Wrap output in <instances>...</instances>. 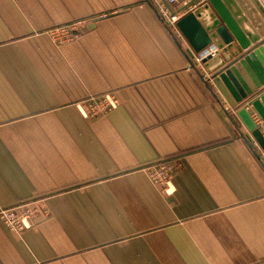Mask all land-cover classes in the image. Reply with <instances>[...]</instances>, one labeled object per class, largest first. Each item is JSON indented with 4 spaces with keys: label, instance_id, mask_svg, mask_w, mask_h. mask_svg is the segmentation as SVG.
I'll use <instances>...</instances> for the list:
<instances>
[{
    "label": "crops",
    "instance_id": "1",
    "mask_svg": "<svg viewBox=\"0 0 264 264\" xmlns=\"http://www.w3.org/2000/svg\"><path fill=\"white\" fill-rule=\"evenodd\" d=\"M217 4L0 0V211H34L21 229L0 217V264H264V150L240 111L264 120L178 44L215 15L188 47L233 22L248 53L264 26L238 18L264 0ZM164 6L183 14L176 30ZM75 22L68 43L45 33ZM110 93L101 115L76 108ZM166 159L168 189L146 170Z\"/></svg>",
    "mask_w": 264,
    "mask_h": 264
},
{
    "label": "water",
    "instance_id": "2",
    "mask_svg": "<svg viewBox=\"0 0 264 264\" xmlns=\"http://www.w3.org/2000/svg\"><path fill=\"white\" fill-rule=\"evenodd\" d=\"M198 1L199 5L194 10L195 15L201 14L208 8V1L212 5H215L216 9L220 8L217 4L219 0ZM225 2H229V0H225ZM229 8H231V5ZM156 13L169 29L166 19L160 16L157 11ZM251 15L256 16L264 26V8L261 4L250 7L238 18V20H240V22H247V18ZM203 23L189 30L187 27L182 29L183 37H185L186 41L183 43L178 42L181 49L192 54V57H194L193 62L196 64L199 62L194 54L198 55V58L202 61L201 72L203 74H210L209 77L207 75L205 76L207 80H210L211 83L215 85L214 90L219 95L221 94L225 97L230 95L237 105H242V103L246 101L255 100L256 96L260 94L261 96L258 99L251 102V106L259 112L264 120V93L262 94L264 91V40L252 47L248 53H241V47L247 48L249 46V41H244V36L233 22H229L227 24L229 29L226 27L221 28L202 43L190 49L188 47L189 44L202 36L203 32L195 37H193V35L201 31L204 26L207 27V30H212L219 24V20L216 19L215 15H212L211 18ZM228 30H230L231 35L228 33ZM262 35H264V33ZM174 37H176V35H174ZM237 43L240 45L236 46ZM231 48L232 50L227 53ZM235 56H237L236 59L232 60ZM219 68H221L220 71L213 74ZM223 96H221L222 99ZM240 115L252 131L255 140L264 150V134L262 128L257 126L246 109L241 110Z\"/></svg>",
    "mask_w": 264,
    "mask_h": 264
},
{
    "label": "built area",
    "instance_id": "3",
    "mask_svg": "<svg viewBox=\"0 0 264 264\" xmlns=\"http://www.w3.org/2000/svg\"><path fill=\"white\" fill-rule=\"evenodd\" d=\"M164 1L166 2V5L171 6L180 2L181 0H164ZM168 6H164V8L160 9L159 13H161L160 15L164 19H166L168 25L170 24L175 29L177 22L182 19L183 14H181V12L170 14ZM82 26H83L82 22H75L67 25L57 26L52 29H48L47 31H45V33L49 35L55 42L64 44L76 39L80 33ZM197 60L199 62L198 65H202L201 59L198 58ZM117 105H118V99L112 96L110 97L108 96L104 102H101L100 104L96 103L92 105L91 109H94L95 112H99V113L107 112L113 108H116ZM258 117L254 119L257 124L261 123L260 118L258 119ZM263 134H264V128H263ZM154 177L162 178V179L166 178V169L161 168L159 174ZM28 213L31 214L30 209H25L22 212H17L15 210H10V209H2L0 211V217L9 227L13 229H21L25 226L24 217L28 215Z\"/></svg>",
    "mask_w": 264,
    "mask_h": 264
},
{
    "label": "rangeland",
    "instance_id": "4",
    "mask_svg": "<svg viewBox=\"0 0 264 264\" xmlns=\"http://www.w3.org/2000/svg\"><path fill=\"white\" fill-rule=\"evenodd\" d=\"M170 27H172V26H170ZM56 44L60 45V43H57V42H56ZM108 96L110 97L111 93L108 94V95L101 96V97H92L88 101L77 103L76 105L78 107H76V108L79 110V112L82 115H87L88 117L89 116L93 117V116L101 115L102 112H100V113L99 112H95L94 109H91V106L96 104V103L100 104L101 102H104L107 99ZM161 168H165L166 169V178H164V179L155 178L154 176H157L159 174ZM146 170H148V173H149V176H150L151 179L161 183L164 187H166V189L169 188L171 179L173 177V172H174V164L169 159L161 160V161H158V162H156L154 164H150V165H148L146 167ZM21 208H22V211L25 210V209H30L31 210V214L28 213V215H26V216H33L34 215V211H33V209L31 208V206L29 204L23 203L21 205Z\"/></svg>",
    "mask_w": 264,
    "mask_h": 264
}]
</instances>
